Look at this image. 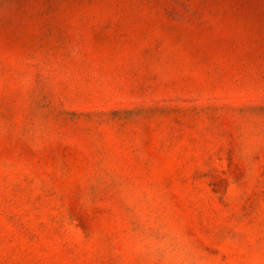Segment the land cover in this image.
<instances>
[{"label":"rangeland","instance_id":"1","mask_svg":"<svg viewBox=\"0 0 264 264\" xmlns=\"http://www.w3.org/2000/svg\"><path fill=\"white\" fill-rule=\"evenodd\" d=\"M264 264V0H0V264Z\"/></svg>","mask_w":264,"mask_h":264},{"label":"clouds","instance_id":"2","mask_svg":"<svg viewBox=\"0 0 264 264\" xmlns=\"http://www.w3.org/2000/svg\"><path fill=\"white\" fill-rule=\"evenodd\" d=\"M142 248L150 264H192L189 247L174 234L149 233L142 242Z\"/></svg>","mask_w":264,"mask_h":264}]
</instances>
